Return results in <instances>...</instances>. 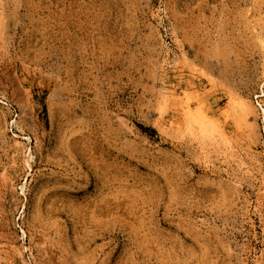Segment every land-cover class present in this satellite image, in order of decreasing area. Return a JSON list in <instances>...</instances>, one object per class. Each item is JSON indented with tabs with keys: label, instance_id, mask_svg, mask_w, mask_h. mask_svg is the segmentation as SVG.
Masks as SVG:
<instances>
[{
	"label": "rangeland",
	"instance_id": "1",
	"mask_svg": "<svg viewBox=\"0 0 264 264\" xmlns=\"http://www.w3.org/2000/svg\"><path fill=\"white\" fill-rule=\"evenodd\" d=\"M0 264H264V0H0Z\"/></svg>",
	"mask_w": 264,
	"mask_h": 264
}]
</instances>
